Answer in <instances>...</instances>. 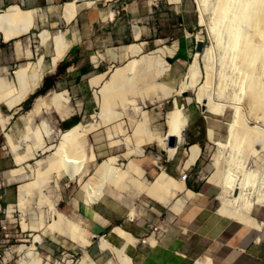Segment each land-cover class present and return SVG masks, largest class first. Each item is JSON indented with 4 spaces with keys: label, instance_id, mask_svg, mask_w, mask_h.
<instances>
[{
    "label": "rangeland",
    "instance_id": "obj_1",
    "mask_svg": "<svg viewBox=\"0 0 264 264\" xmlns=\"http://www.w3.org/2000/svg\"><path fill=\"white\" fill-rule=\"evenodd\" d=\"M176 1L179 2L180 0ZM187 1H190L193 6V22L191 26H189L188 31L192 34V50L189 49V44L185 41L187 54L183 52L184 54L178 55L177 50L180 48L174 43L179 41L180 38L175 41L163 42L158 46L143 50L144 54H139L136 58L139 59L145 55L150 56L160 61L159 66H155L151 71L140 69L141 71L139 70L133 76H127V80H125L127 82L125 84L131 87V90H134V94H132L133 92L131 93V91L123 92L127 100L123 103L121 101H115L113 103V115L111 114L108 118L109 121L106 123L102 122L101 118L97 115L101 110V89L106 83L112 81L115 75L114 71L124 66L129 60L100 68L99 71L90 73L79 82H74V80L71 79L70 82L73 89L68 90L66 93L54 88H49L45 90L44 93L35 95L32 101L24 108V101L33 94L38 87L30 93L25 100L14 104L11 109H8L5 105V99L0 98V220L3 221L5 226L0 232V264H22L25 253L31 248H33V252L37 253L41 264H115L112 261L115 260V257L107 250H100L98 247V237L108 233L113 226L99 235L91 232L90 235L86 237L85 241L80 239L82 233L90 231L81 225L80 222L64 214L61 210L64 206V200L76 198L86 203L88 194L83 190V183L88 182L92 185L98 184L101 180L97 172L98 167L104 166L114 168L115 172L127 171L131 163L130 161H133V164L139 169L138 173L129 170V174L134 178L135 183L140 185V188L151 186L159 175L153 180L149 179L139 162L141 160L147 161L154 166V159L160 162L165 155L163 148L170 155L174 152L170 148L164 146L165 144L160 141H149L146 138V134L148 133L149 137L156 134L155 137L158 140L162 137V140H164V136L166 137L168 133L166 118L168 113L174 109V101H177L178 107H185L184 113L188 114L190 120L193 119L200 125L201 121L206 122L207 127L213 131L212 141L214 143H210V146L203 152L200 160L201 167L198 169V176L201 179L200 182L210 184L208 194L214 199L212 204L213 211L227 218L224 214L220 213L219 209L221 207V195H223V180H225L228 173H231L232 176L234 174V178L242 179L248 172L258 169L257 172H253L255 176L248 178L251 188V200L249 201L252 204L251 215L257 218V220L264 222V196H262L264 195V172L263 167L258 168L256 165L257 162H255L257 160V154H264V148L260 152V144L258 143L260 140L256 141L258 144H255V142L246 143L247 146L251 144L248 146L250 148H248L244 142L247 151L245 152V147L243 148L241 146L239 150L244 151L240 152L237 150L235 141L233 142V140H231L233 137L230 136L228 139V135L232 134V131V135L235 136L239 129L237 127V122L234 120L235 117V119L239 117L236 115L237 111L240 110L239 112L243 113L240 114L244 115V119H246V115H248L247 121L244 120L247 128L256 127L260 119L263 118L262 121L264 120V73H262L264 72V65L263 63L261 65V59H257L253 63H250L251 65L245 63V67L243 63H241L242 60L238 61L237 58L238 56L240 58V55H236L237 48L234 45L232 46L231 42L227 40L229 34V32H227L228 23L220 22L213 25L214 21H216L214 19H217L215 15H218L220 8L218 0H206V4L204 3L205 10L203 11V16L205 21H201L200 19L201 13L198 0ZM61 5L57 6V9L52 13L44 14V11L42 13L40 12L39 18L45 17L49 22L46 20L47 22L44 21L39 27H36L37 24L32 26L36 27V29L31 31L32 39L22 35L13 41L1 45L0 52L2 56L0 60H2V62H0V76H3L4 81L10 89L11 97H14L20 90V81L14 74L18 66L30 62L31 64L28 63V71L31 73L35 72L38 69L37 59L43 55L41 57L44 59L45 68L39 85L41 86L43 78L46 79L48 76L52 75L58 64H60L59 61L54 70L50 68L49 64L54 49L53 44L50 41L47 46L43 45L46 48L44 49L41 46L39 34L44 29L48 30L49 34L52 36L58 31H61L64 33L66 39L70 40L72 34L76 33L75 24H67L65 22L62 15L63 7ZM83 6L87 5L83 3L81 8ZM51 22H56L58 25L55 23L52 25L53 27H50ZM251 29L253 31V28ZM76 35L77 34H75V38ZM198 37H203L205 43L204 50L206 46L211 48L208 60L202 56L198 58L199 72L201 75H204L206 72L204 70L206 69L205 64H208L213 79L210 78V81H212L209 83V87H207L206 91L213 94L212 96L215 97L213 98L214 101L221 105V107L219 106L220 109L219 107L217 109L216 107L205 108L206 111L202 112V103L198 102L196 96L199 88L205 83V78L202 76L195 83L196 85H194V87L189 85L185 89V95L179 93L188 65L194 61V55L197 53L194 49V44ZM17 41H20L22 48H19V42L17 43ZM21 41L26 42L22 43ZM15 44L20 52L22 50L23 56H25L27 44L33 54L30 58L25 56L26 60L24 58L12 59ZM172 44L174 46L172 47L173 52L169 53L168 68V64L163 60L165 52H159V50ZM159 55L162 57H159ZM164 59L167 60L166 58ZM259 68H263V70ZM244 71L246 73L248 71L249 74L247 73L246 76ZM251 71L255 74L252 75L251 73L253 72ZM102 72H106V74L104 73L103 79L97 85L94 82V79L97 77L90 80L94 74ZM149 77L152 81L155 80V83L150 81ZM184 81H186L185 78ZM161 83H165L164 85H166L167 88L162 89ZM251 84L256 89L257 96L256 94H254V96H249L247 94V85ZM131 85H133V87ZM219 86L222 89V94L218 98L216 92ZM257 87H259L260 90ZM57 92H63V96L66 97L67 100L62 101L60 105L52 104V102L51 104H43L35 114L31 115V117L27 116V113L33 110L36 103L39 101L37 99L41 97H48L47 99H49L51 95ZM164 92L167 93V95H165ZM262 94L263 96H260ZM222 99H225V101ZM223 104L224 106H222ZM135 107H141L142 111H147L151 122H149L150 128L143 134L144 140L141 144L137 143L136 126H138L140 117L134 109ZM237 108L239 110H237ZM219 110H223V112ZM115 115H117L119 120L111 119L116 117ZM120 122H122L124 126L122 125L119 132L115 135H110L114 132L113 130L116 129L113 128V125ZM78 123H92L94 125V128L89 129L90 131L87 130V132L79 138V142L83 148V154H81V159L83 160L79 159L81 161L78 162H83L85 168L86 166L89 167L87 173L81 177H72L67 174L68 172H65V167H59L57 169H52V171L50 170V173H47L48 178H46L42 184L31 186L30 183L37 180L36 177H38L37 175L39 173L47 171L51 163L60 159L59 154L56 152L60 143L61 133ZM41 124H43L46 129L52 131L50 136L42 139L44 145L51 146L49 150L43 152L37 151L36 146L38 145V140L33 133ZM232 124L234 126H232ZM235 126L237 129L233 128ZM124 127H126V130ZM126 137L127 139L124 140ZM231 143L233 147H231L232 145L228 146ZM136 145L142 150L141 154L134 153L133 146ZM258 151L259 153L256 154ZM111 157H115V159H111ZM169 180L168 176L167 181ZM131 185L119 186L109 180L104 183L103 188L104 191L112 188L111 190L115 192L137 197L142 201L149 200L152 203H155V201L159 202L152 196L147 195L144 190H141V192L136 195L135 186L132 185V188ZM182 191H184V196H181ZM190 192L193 191L187 188L177 192L175 191L171 198V202L175 203L179 199L184 203L185 199L190 197L188 195ZM160 193V195L164 197H169L170 194H167L166 191H161ZM259 196L263 199L261 200ZM96 201L97 200L91 202L94 203ZM91 202L87 204H91ZM171 205L172 204L168 205L170 210L173 209ZM172 212L177 213L178 211L174 209ZM59 213L63 215V219L60 221L57 219ZM172 216L173 215L170 217ZM96 218L99 217L96 216ZM231 219L235 220L234 218ZM242 225L243 232H245L246 228L250 227L256 231L255 237L252 235L255 241L257 235H261L262 238L256 241L257 247L252 246L251 250L248 249V246H243L242 250L238 253H233L228 249L217 252V254L224 255L222 264H230L233 260V264H264V229L259 230L252 226ZM49 226H52L51 228L53 229L46 232ZM72 230L75 234H73ZM95 235H97V238L93 240L92 236ZM36 237L42 239L40 244L35 243L34 240ZM249 238V236H243L242 242L244 243L245 240L248 241ZM147 241L150 243L151 238H147ZM20 245H25L22 252L16 250ZM201 258H204V256ZM28 264H31V262H28Z\"/></svg>",
    "mask_w": 264,
    "mask_h": 264
},
{
    "label": "crops",
    "instance_id": "obj_2",
    "mask_svg": "<svg viewBox=\"0 0 264 264\" xmlns=\"http://www.w3.org/2000/svg\"><path fill=\"white\" fill-rule=\"evenodd\" d=\"M68 1L70 0H0V10L17 5L21 9H39V12L44 11V14L52 13L62 4L65 22L75 24L78 37L76 35L74 43L60 60L58 71L56 69L52 75L46 79L43 78V83L35 91L43 93L49 88H54L66 93L73 89L71 79L79 82L90 73L99 71L100 68L130 60L131 46L135 47V50H141L139 54H144L143 50L147 48L180 38L174 43L180 48L177 54H187L185 41L192 50V34L188 32L193 22V6L190 1L96 0L80 8L74 19L67 22L63 13ZM46 20L49 22L46 18H39L36 27L42 25L44 21L47 22ZM55 23L51 22L50 27H53ZM36 27H31L28 32L20 33L8 40L0 31V48L3 43L13 41L22 35L32 39L31 31ZM18 42L19 48H22V44ZM26 46L25 56L30 58L33 53L29 45ZM41 46L46 49L43 45ZM173 46L172 44L158 49L159 52H165L163 58L167 59L164 61L168 64V68L169 53L173 52ZM1 56L0 52V58ZM25 56L15 44L12 59H25ZM104 73L106 74V72L94 74L90 80ZM210 130L206 122L201 121L200 125L195 120L188 119L183 130V138L174 146L173 154L170 155L163 148L165 155L160 162L154 159V166L147 161L139 162L149 179L153 180L165 172L175 179H183L185 188L195 192V195L185 199L183 208L181 207L182 209L177 213L172 212L168 205L156 201L155 203L149 200L142 201L136 197L115 192L111 190L112 188L107 189L96 202L91 204L76 198L64 200L61 210L97 235L118 225L138 239L152 226L163 224V229L157 234L155 242L151 240V244H142L137 241V247L135 245L131 252L135 264H199L197 259L202 256L204 258L200 260L210 257V264L212 262L222 264L224 255L217 254L221 250L228 249L238 253L243 246H248L250 250L252 246L257 247L256 241L259 235L255 241L256 231L250 227L243 232L242 223L231 218H224L214 212L212 209L214 199L208 194L210 184L200 182L201 179L198 176L200 160L203 152L213 142V133L209 137ZM194 145L198 146V156L192 164L184 166L189 158L190 148ZM182 172L186 173L183 174V178ZM184 195L182 191L181 196ZM131 212L135 213L134 217L129 215ZM171 215L173 216L170 217ZM243 236L250 238L243 243ZM150 238L152 237L148 239ZM233 261L230 264H233Z\"/></svg>",
    "mask_w": 264,
    "mask_h": 264
},
{
    "label": "bare ground",
    "instance_id": "obj_3",
    "mask_svg": "<svg viewBox=\"0 0 264 264\" xmlns=\"http://www.w3.org/2000/svg\"><path fill=\"white\" fill-rule=\"evenodd\" d=\"M78 1H81V2L79 3ZM93 1H96V0H71V1L66 2L65 6H64V13L63 14L65 15V19L67 20V22H70L71 20L74 19L76 13L81 8L83 3L88 6L91 3H93ZM205 2H206V0H198L199 10L201 13V16H200L201 21H205L204 16H203V11L205 10L204 5L206 4ZM218 3L220 4V8L218 11V15H215V16H217V19L215 17H214L215 19L213 18L214 20H216V21L213 20L214 21L213 25L215 23H220V22L228 23V25H227L228 31L227 32H229V34H228L227 40H228V42L229 41L231 42L232 46L234 45L237 48V54L236 55H240V58H239V56L237 58L238 61L242 60L241 63H243V66L245 67V63H249V65H251L250 63H253L257 59H259V60L261 59V65H262V63L264 65V61H263L264 60V0H218ZM39 15H40L39 9H27V10H25V9L19 8L17 5L8 6V7L4 8L3 10H0V31L4 34V37L7 40L13 36L20 34V33H26V32H28V30L32 26H35L37 24L38 19L40 17ZM42 19H45V18L42 17ZM251 28H253V31ZM65 34H66V32H65ZM75 34L76 33L72 34V38L70 40H67L64 33L61 31H58L56 34H54L52 36L49 34L48 30L44 29L39 34V36L41 38V44L42 45L47 46L50 41L53 44L54 49H53L51 61L49 64L51 69H53V70L55 69L56 65L63 58L66 51L74 43ZM198 39L199 40L203 39V37H198L197 40ZM134 48L135 47L131 46V48L129 49L130 55L132 56V58L124 66L117 68L114 71L115 75L112 78V81H109L108 83H106L103 86V88L101 89V93H102V95H101L102 96V98H101V100H102L101 110L97 113V115H98V117L101 118V121L104 123L109 121L108 118L111 116V114L113 115V112H112L113 111L112 110L113 103L115 101H121L123 103L124 101L127 100L126 97L123 95V92L124 91H131V93H132L134 91L133 89L131 90V87H129L127 84H125L127 82V81H125V80H127V76H133L140 69H143L145 71H151L155 66H159V64H160V61H158V60H156L150 56H147V55L142 56L139 59H137L136 57H138L141 50L138 51V50H135ZM203 50H204V47H203L201 52L195 53L194 61L190 65H188L187 72L185 73V76H184L186 81H184V78H183L179 93L181 94L182 92H184L185 89L189 85L194 87V85H196L195 83L202 76L205 78V81H204L205 83L203 84V86H201L199 88V91L197 92V95H196L197 100H198V102H201L202 105L206 109L207 108H213V107H216V109H217L219 106L221 107V105H219L218 102L216 103L214 101L213 98H215V97L212 96L213 95L212 93H208V91H206L207 87H209V83L212 81V80L210 81V78L213 79V77H211V74H210V69H209L210 67H208V64H205L206 69H204V70L206 72L204 73V75L203 74L201 75L199 72L198 58L200 56H202L203 58H206L208 60L211 48L206 46L205 50L204 51ZM235 52H236V49H235ZM159 57H162V56L159 55ZM163 60H164V58H163ZM37 63H38V69L35 72L31 73L28 71V66H29L28 63L21 64L20 66H18L17 70L14 71L16 78L20 81V90L16 93V95H14V97H11L12 95H10V93H11L9 91L10 89L8 88L6 82L4 81L3 76H0V98L5 99V105L8 107V109H11L14 106V104L20 103L23 100H25L28 97V95L30 93H32L39 86L41 79L43 77V70L45 68L44 59L42 57H40L38 59ZM246 66L248 67L247 64H246ZM263 68H261V69L263 70ZM251 72H253V71H251ZM247 73L249 74L248 71H247ZM247 73H246V76H247ZM262 73H264V72H262ZM251 74L253 75L255 73L253 72ZM258 77H259V75H258ZM102 79H103V74L98 75V77L96 79H94L95 84L97 85ZM150 81H152L151 78H150ZM152 82L155 83V80H153ZM164 84L165 83H161L162 89L167 88V86ZM133 85H135V84H133ZM133 85H131V86L133 87ZM247 86H248L247 94L249 96L250 95L254 96V94H256V96H257L256 89L254 88V86H252V84L247 85ZM257 88L259 89V87H257ZM132 94H134V92ZM221 94H222V89L219 86L217 88L216 95L219 98V96ZM165 95H167V93H165ZM260 96H263V94ZM47 98L41 97V98L37 99L39 101L36 103L34 109L27 113V116L31 117V115L35 114L39 110L40 106L43 104H48V103L51 104V102H52V104L54 103L56 105H60L62 101L67 100V98L63 96V92H57V93L51 95L49 99H47ZM220 99H221V97H220ZM239 99H241V98H239ZM223 101H225V99ZM224 104L222 106H224ZM122 105H124V104H122ZM220 107H219V109H220ZM184 108H185L184 106L178 107L177 101H174V109L169 113L167 112L168 115L166 118V123H167V127H168V133L166 134V137L164 136V140L166 139L165 141L162 140L163 137L160 140H158L155 137L156 134L152 137L151 136L149 137V135L147 133L146 138L149 141H153V140H156L157 142L160 141L161 143L165 144L164 146L170 148L174 152L175 148L167 145V138L169 136H174L177 139V142L182 140L184 127L187 124L188 119H189L188 114L184 113ZM134 109L136 110V112L139 114V117H140V119L138 121V126H136V129H137L136 135H137V143L141 144L144 140L143 134L145 132H147L148 129L150 128V124H149L150 118H149V115L147 114V111H145V110L142 111L141 107H135ZM237 110H239V109L237 108ZM239 111H237L238 114L236 113V115H238L239 117H237V119H235L236 117L234 118V120L237 122V127L239 129L237 130V134H235V136L232 135L233 134V131H232V134L228 135V139L230 138V136L233 137V139L231 138V140H233V142L235 141V145L237 147V150H239L241 148V146L243 148L245 147L244 142H245V144L248 142H255V144H256L257 143L256 141L260 140L262 142V145H261L260 141H258V143L260 144L259 146H260V152H261L262 149L264 148V122H263L264 120L262 121L263 118L260 119L258 126L247 128L244 120H246L248 118V115H246L247 118L245 117L246 119H244V115H241L243 113H241ZM220 112H223V110ZM115 116L116 117L111 118V119L112 120L118 119L117 115H115ZM29 120H30V118H29ZM236 122H234V123H236ZM122 125H123L122 122L114 124L113 128H116V129H114L113 130L114 132H112L110 135L113 136L116 133H118L119 130L121 129ZM93 126L94 125L92 123H89V124L78 123V124L74 125L72 128L67 129L66 131L62 132L61 136H60V143L57 147V152H56L59 154L60 159L58 161L51 163L50 166L48 167L47 171H44L43 173H39L37 175L38 177H36L37 180L33 183H30V185L31 186H37L39 184H42L45 181V179L48 178L47 173H50L49 172L50 170L52 171V169H57L59 167H65L64 168V169H66L65 172H68L67 174L72 176V177H74V176L81 177V176L85 175L87 173L89 167L86 166V168H85V165H83V162H81V163L78 162V161L83 160V159H81V157H82L81 154H83V148H82L81 143L79 142L80 141L79 138L85 132H87V130L94 128ZM232 126H234V125L232 124ZM124 128L126 130V127H124ZM233 128L235 129L236 126ZM233 128H232V130H233ZM33 133L38 140V145L36 146L37 151L43 152V151L49 150L51 148V146H46L42 143V139L51 135V133H52L51 130L46 129L45 126L43 124H41V125H39L38 128L35 129V131H33ZM211 136H212V131L210 130L209 131V137H211ZM127 137L124 140H126ZM234 137L237 140V143H236V140L234 139ZM228 141L231 142L230 140H228ZM232 143L229 144L228 146L232 145ZM241 144H243V145H241ZM249 145H251V144H249ZM254 145H252V146H254ZM246 146H247V144H246ZM133 147H134L133 148L134 153H136V154L142 153V150H140L137 147V145L133 146ZM231 147H233V145ZM247 147H245V149H244L245 152L247 151V149H246ZM248 148H250V147H248ZM244 150H242V151L239 150V151L243 152ZM198 152H199V149H198L197 145L191 146L189 158L185 162L184 166H188L189 164H192V162H194V160H195V157L197 158ZM257 153H259V151L256 152V154ZM254 154H255V152H254ZM79 159H81V160H79ZM111 159H115V157L114 158L111 157ZM256 159L257 160L255 162H257V164L256 163L255 164L257 165L258 168L263 167V172H264V154H261V153L257 154ZM130 162L131 163L128 166L129 169L127 171L115 172L114 168H108V167H104V166L98 167L97 172L101 178V180L98 182V184L92 185L88 182L83 183V186H84L83 190L88 194V198L86 200V203H89V202L94 201V200H98L105 193L104 188H103L104 183L106 181L111 180V182H113L119 186H129L132 184L133 186H135L134 188L136 190L135 191L136 195L138 193H140L141 190H144L147 195L152 196L153 198H155L159 202H162L165 205L172 204L171 205V207L173 208L172 210L175 209L176 211H179L180 209L183 208L182 206L184 203L182 200L178 199L175 203L171 202V198L173 197L174 192L175 191L177 192L179 190H183L185 188L184 181H182L183 179L178 180V179L173 178L172 176H169L165 172H162L155 179V181L153 182V184L151 186H147V187L144 186V187L140 188L139 187L140 185H137L135 183L134 178L129 174L130 171H132V172L134 171L135 173H138L139 169L136 167L135 164H133V161H130ZM61 170H63V169H61ZM257 170L258 169L248 172L247 175H245L242 179L236 178V177L234 178L233 177V176H235L234 174H233V176L231 175V173L227 174L225 180H223L224 182L222 181L223 182V189H222L223 195H221L222 200H221V207H220L219 211L221 214H224L227 218H229V217L234 218L235 220H237L238 222H240L242 224L258 228L259 230L260 229L263 230L264 229V222L257 220V218H255L254 216L251 215L252 204L249 201V200H251L250 199L251 188L249 185L248 178L251 176H255V174H253V172H257ZM168 176L170 179L169 181H167ZM137 182H140V181H137ZM221 184H220V186H221ZM132 185H131V187H132ZM161 191H166L167 194L170 193L169 197L161 196L160 195ZM258 191H259V189H258ZM162 194H164V193H162ZM188 195L190 197H192L193 195H195V192H190V193H188ZM260 196H259V198H260ZM262 196H264V195H262ZM260 199L262 200L263 198H260ZM261 200H260V202H261ZM40 202H41V200H40ZM260 204H262V203H260ZM129 215L134 217L135 213L131 212ZM57 219H58V221H60L61 219H63V215L59 213L57 215ZM58 221H56V222H58ZM51 227L52 226H49L46 229V232L51 231L50 229H53ZM90 233L91 232H88V231L82 233V235L80 236V239L85 241L86 237L88 235H90ZM73 234H75L74 231H73ZM260 238H262L261 235L258 236V240ZM151 240H152V242H155L154 238H151ZM34 241H35V243L40 244V242H42V239L40 237H36ZM137 241H138V239L135 236H133L131 233H129L128 231L123 229L121 226H115L108 233L100 235L98 237V247L100 250H107L108 252H110L115 257V260H112L113 263H115V264H134L131 252H132L133 248L135 247ZM116 242H118V243H116ZM24 246L25 245H20L16 248V250L18 252H22ZM28 262H31V264H41L37 253L33 252V248H31L30 250H28L25 253L24 260H23L22 264H28ZM198 263L199 264H210V259L205 258L203 260H199ZM58 264H61V263H58Z\"/></svg>",
    "mask_w": 264,
    "mask_h": 264
},
{
    "label": "built area",
    "instance_id": "obj_4",
    "mask_svg": "<svg viewBox=\"0 0 264 264\" xmlns=\"http://www.w3.org/2000/svg\"><path fill=\"white\" fill-rule=\"evenodd\" d=\"M116 13H118V11H116ZM183 174H186V173H185V172H182V173H181V177H182V178H183ZM4 228H5V226H4V224H3V221L0 220V232H1V230L4 229ZM162 229H163V224H160V223H159V224H157V225H154V226L151 227V229H150L147 233H145L142 237L138 238V241L141 242L142 244H146V243L150 244V243L147 241V238H149V237H153V238L156 240L157 234H158L159 232H161Z\"/></svg>",
    "mask_w": 264,
    "mask_h": 264
},
{
    "label": "water",
    "instance_id": "obj_5",
    "mask_svg": "<svg viewBox=\"0 0 264 264\" xmlns=\"http://www.w3.org/2000/svg\"><path fill=\"white\" fill-rule=\"evenodd\" d=\"M205 43H204V40L203 39H198L195 41V45H194V49L196 52H201L203 47H204ZM186 92H182V95H185ZM201 110L202 112L206 111L205 107L202 105L201 106ZM183 134H184V131H183ZM167 145L170 146V147H174L177 145V139L174 137V136H169L167 138ZM97 238V235L95 236H92V239L95 240Z\"/></svg>",
    "mask_w": 264,
    "mask_h": 264
},
{
    "label": "trees",
    "instance_id": "obj_6",
    "mask_svg": "<svg viewBox=\"0 0 264 264\" xmlns=\"http://www.w3.org/2000/svg\"><path fill=\"white\" fill-rule=\"evenodd\" d=\"M58 68H59V65L57 66V71H58ZM57 71H56V74H57ZM44 93V92H43ZM37 94H42V92L41 91H35L33 94H31L25 101H24V104H23V108L25 107V106H27L28 105V103H30L31 101H32V99L34 98V96L35 95H37Z\"/></svg>",
    "mask_w": 264,
    "mask_h": 264
}]
</instances>
